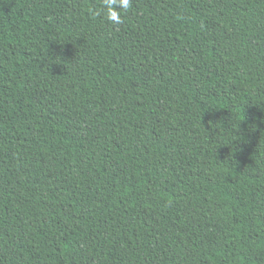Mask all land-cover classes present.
<instances>
[{
	"label": "trees",
	"instance_id": "1",
	"mask_svg": "<svg viewBox=\"0 0 264 264\" xmlns=\"http://www.w3.org/2000/svg\"><path fill=\"white\" fill-rule=\"evenodd\" d=\"M0 0V264H264V0Z\"/></svg>",
	"mask_w": 264,
	"mask_h": 264
},
{
	"label": "clouds",
	"instance_id": "2",
	"mask_svg": "<svg viewBox=\"0 0 264 264\" xmlns=\"http://www.w3.org/2000/svg\"><path fill=\"white\" fill-rule=\"evenodd\" d=\"M104 5L107 8L108 20L119 24L121 23L120 13L114 5H119L120 8L126 10L130 6V0H104Z\"/></svg>",
	"mask_w": 264,
	"mask_h": 264
}]
</instances>
